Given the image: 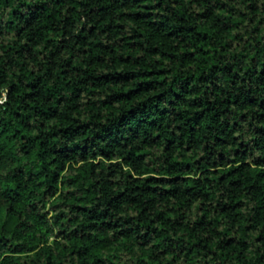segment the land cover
Here are the masks:
<instances>
[{"label": "trees", "instance_id": "16d2710c", "mask_svg": "<svg viewBox=\"0 0 264 264\" xmlns=\"http://www.w3.org/2000/svg\"><path fill=\"white\" fill-rule=\"evenodd\" d=\"M0 264H264V0H0Z\"/></svg>", "mask_w": 264, "mask_h": 264}]
</instances>
